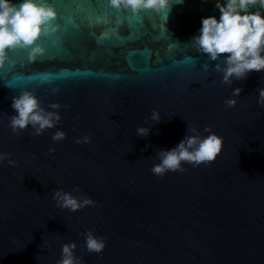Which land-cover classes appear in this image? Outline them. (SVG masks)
<instances>
[{
	"label": "water",
	"instance_id": "95a60500",
	"mask_svg": "<svg viewBox=\"0 0 264 264\" xmlns=\"http://www.w3.org/2000/svg\"><path fill=\"white\" fill-rule=\"evenodd\" d=\"M214 4L184 0L168 16L146 10L117 25L89 23L86 5L66 3L57 30L40 39L45 54L35 62L24 50L10 54L15 62L0 69V81L12 82L0 83V264H56L72 242L83 264H264V72L222 84L184 44L202 17H219ZM25 89L45 108L60 105L56 127L12 131L11 97ZM154 109L159 123L148 119ZM187 124L221 137L220 154L154 175L156 150L176 145ZM140 126L151 127L147 137L136 136ZM57 130L65 138L53 142ZM58 188L95 203L58 207ZM89 230L105 239L102 252L86 250Z\"/></svg>",
	"mask_w": 264,
	"mask_h": 264
},
{
	"label": "clouds",
	"instance_id": "9594fccd",
	"mask_svg": "<svg viewBox=\"0 0 264 264\" xmlns=\"http://www.w3.org/2000/svg\"><path fill=\"white\" fill-rule=\"evenodd\" d=\"M109 3L118 10H131L135 14L152 10L168 16L172 7L183 4L184 0H109ZM214 7L218 9L219 17H202L198 34L184 43L206 59L202 69L218 73L220 82L229 86L234 81L246 80L253 71L264 72V0H215ZM57 16V8L51 0H0V69L15 62L10 53L16 50L26 51L29 62H35L38 56L45 54L46 49L40 39L57 30ZM194 62V58L186 61ZM39 79L41 83H50L52 77L43 74ZM257 91V103L264 106V87H258ZM241 92L242 88L236 87L232 95L239 96ZM225 103L232 107L236 100L228 99ZM11 108L9 126L13 132L31 127L32 133L38 136L56 127L61 120L58 103L45 108L39 97L26 89L11 97ZM148 119L161 122L155 109ZM150 131L151 127L140 126L136 129V136L147 137ZM203 132L208 134L203 135L201 130L187 124L185 135L176 145L156 150L158 163L152 166V173L163 175L168 171H183L184 162L199 166L215 161L222 150V138L207 127ZM64 138L65 133L61 130L52 135L53 142ZM76 142L81 140L78 138ZM83 142H90V137L85 136ZM54 151V147L49 149V152ZM5 157L6 154L0 153V161ZM9 163L14 164V161L9 160ZM76 191L78 188L73 189ZM73 192L54 189L52 198L58 207L70 211L95 203L90 197L76 196ZM84 244L88 252L100 253L106 241L89 230L84 234ZM75 249V242L63 244L56 264H83L82 258L75 255Z\"/></svg>",
	"mask_w": 264,
	"mask_h": 264
},
{
	"label": "snow or ice",
	"instance_id": "6c2138e0",
	"mask_svg": "<svg viewBox=\"0 0 264 264\" xmlns=\"http://www.w3.org/2000/svg\"><path fill=\"white\" fill-rule=\"evenodd\" d=\"M51 3L57 8V10L61 12V19L64 18L63 8L66 3L86 5L87 14L85 18L89 21V23L93 22L94 20L107 21L109 18H114L117 25H121L125 20H127L129 23L139 21L141 19V16L145 14L143 12L135 14L131 12V10H118L110 5L109 0H51ZM166 21L163 26L164 28L163 34L166 38H170L174 40L171 33L167 31ZM74 27L78 28L79 26L74 25ZM105 36H107V33H104V35L99 37L98 40H103ZM176 43L178 45L180 44L179 42ZM17 79H22V78L18 77ZM0 83L4 84L8 88H11L12 86V82L0 81Z\"/></svg>",
	"mask_w": 264,
	"mask_h": 264
}]
</instances>
